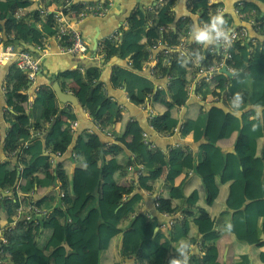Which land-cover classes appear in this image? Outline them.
<instances>
[{
  "label": "trees",
  "instance_id": "16d2710c",
  "mask_svg": "<svg viewBox=\"0 0 264 264\" xmlns=\"http://www.w3.org/2000/svg\"><path fill=\"white\" fill-rule=\"evenodd\" d=\"M30 4V0H0V32L5 34L7 43L18 41L28 48L27 44L42 42L44 37L55 33L52 15L45 20L38 19L42 21L41 26L17 20L13 9ZM192 4L194 11H201V22L216 16V9L222 5L209 4V0H193ZM247 4L248 8L258 7L254 3ZM149 18L153 20L151 26L146 25ZM229 19L227 24L232 23ZM128 20L129 27L121 30L120 42L106 43L103 47L107 56H118L131 62L130 67H117V75H113L116 76L114 85L123 86L129 100L136 105L146 102L149 95L153 96L158 113L151 116L150 124L158 133L172 134L179 125L182 135L193 133L196 142H204L200 143L195 155L183 146L163 154L145 143L142 133L147 127L141 117L126 124V135L115 137L121 144L103 141L97 146L98 131L83 130L74 137L70 124L77 120V115L72 110L66 117L59 116L64 109L57 103L50 86L36 92L26 114L23 100L31 84L23 72L10 66L6 92L4 96L0 95V111L6 106L8 114L13 116L7 119L9 126L0 144V151L9 155L5 161H0V190L15 188V177L21 180L20 191L25 193L38 190L40 195L57 182L66 192L57 203L63 213L54 209L55 197L37 198L39 204L53 208V211L48 217L38 216L40 221L36 225L22 223L12 229L6 247V264H117L113 262L115 257L124 259L126 264H172L173 261L181 264L185 254L176 255L172 250L174 244L179 247L187 244L183 251L192 247L187 264H264V248H261L264 245V38L258 43H236L232 48L236 54V73L230 84H227L225 74H217L212 82H204L196 89L201 96L200 101L189 102L188 86L193 82L189 62H186L187 68L182 65L185 69L176 76L175 67L179 64H166L165 57L160 54L155 76L173 75L167 87L159 90L144 73L143 67L150 56L146 47L159 36L158 28L176 25V28L162 34L175 44L191 27L192 18L175 22L171 2H168L155 16L139 10L132 12ZM84 72L88 85L84 92L78 89L75 94L91 117L112 131L121 114L120 103L106 95L100 82V68L88 65ZM81 77L80 72H74L72 79ZM224 81L225 85H221ZM224 94L227 97L233 95L235 101L243 106H250L240 114L231 110L224 112V138L235 137L232 151L224 150L220 130L210 124L212 112L204 110L206 102ZM182 107H186L183 121ZM45 121H51V125L49 129L42 130ZM32 131L41 133L32 137ZM24 140H32V143L22 147ZM48 149L53 152L70 149L69 157L57 161L52 177L47 173L51 169L50 154H45ZM22 156L26 162L22 163L24 168L19 178L14 172L16 166L21 165ZM74 161L85 171L84 188L80 194L74 191L75 177L69 171ZM138 164L144 166L142 173H139ZM122 166L132 171L133 180L144 189L150 188V180L164 174L166 166L165 181L171 185V193L159 198L161 205L155 209L152 218L137 214L130 219L136 213L135 205L144 197L143 192H135L136 184L125 189V198L107 203L103 212L100 201L109 198L118 186L126 187L122 185L126 178L120 171ZM130 166L133 169L130 170ZM224 189H227L225 199ZM182 198L187 207H197L191 214L193 219L176 220L168 232L162 231L163 214L178 209ZM5 200L6 197L0 199V223L15 220L18 202L5 204ZM225 209L230 214L225 228L233 239L234 253L239 255L229 263L223 261L217 244L221 234L215 225L217 216ZM60 215L63 218L62 238L55 235ZM157 227L159 229L155 233ZM117 240L119 242L114 247Z\"/></svg>",
  "mask_w": 264,
  "mask_h": 264
},
{
  "label": "built area",
  "instance_id": "2783aa9c",
  "mask_svg": "<svg viewBox=\"0 0 264 264\" xmlns=\"http://www.w3.org/2000/svg\"><path fill=\"white\" fill-rule=\"evenodd\" d=\"M30 1L32 3L36 0ZM192 1L193 0H187V6L194 9ZM168 2H171V14L173 15L175 0H159L160 8L165 6V4ZM211 3L212 0H209V4ZM248 7L249 6L247 4V1L238 2L234 7V14L237 17L238 22L233 21L231 24H227V17L230 18V16L226 15L223 6H220L216 9V16H221L225 21L223 29L228 34V41H225L223 39L217 41L215 39V33H213L214 41L211 44L207 45L206 42H199L196 39L194 27L191 25L186 34L177 43L172 44L170 42V38L166 36L163 37L162 34H165L172 28H176V25H172L170 27L164 25L160 26L158 28L159 36L153 41L151 45L146 47V50L150 56L149 61L147 65L143 67V70L147 69L149 76H155L156 66L159 61L158 56L160 54L165 57L166 64L174 65L177 63L179 65H184V67L187 68L186 62H189L190 71L193 77V82L188 86L190 95L192 94L193 86L199 87V85L204 82H212L217 74H224L221 72V69L223 67H226L230 71L236 72V69L234 68L236 63V54L232 51L234 45L239 41L241 43L249 41L258 43L264 38V11H262L259 7ZM112 8L113 3L111 1L101 0H48L47 4L43 3V5L39 6L37 10L30 13L26 11V7H15L13 9V15L17 18L18 21L27 22L29 24L35 23L38 26L42 25V21L38 19L45 20L50 15H52V27L55 30V33L50 37H44L42 39V42L29 43V45H32V47L25 48L20 46L18 44V41H16L17 44L13 42L7 43L5 41V34L0 32V66L13 60L14 62L12 65H15L21 72L26 75L30 84H34L40 79V75L42 72V59L47 54H49L52 40H55L57 42L59 53L91 58L89 51L90 43L80 29V24L88 18H104L111 12ZM153 8L154 7H151V9ZM154 10L156 11V8ZM144 11L146 14V10ZM216 16H213L209 21L202 22L200 28H203L205 25H210L213 18ZM224 16H226V18ZM152 23L153 20L149 18L146 25L151 26ZM128 27L129 20L127 18L119 25V28L115 29L111 34L102 39L99 42V45L101 43L104 47L106 43H119L121 30ZM250 51H253V48H250ZM96 57L100 59V56H97V54ZM154 57L156 60V65H149L153 61ZM211 60L213 61V63H210ZM127 66H131L130 61L128 62ZM172 75L167 77L169 81ZM0 87V95L4 96L6 92V83H2ZM158 87H160L161 89L163 86ZM121 88L124 87L122 86ZM217 89L219 90L220 87L217 86ZM151 97L152 95H149L147 100H149ZM198 98V100H200L201 96L199 95ZM234 99L235 98L233 95H229L227 97L226 94H224L223 96H215L214 98L216 102L224 101L229 103L231 107L234 106L231 105V102H228V100L232 101ZM120 108L122 109L121 106ZM7 110V107L3 108L4 112ZM152 115H155L153 111L150 113L148 123L149 127L151 129H154L150 124ZM92 121L94 122L95 129L97 131L105 133L109 137V140L107 141L109 144L116 141L111 131L104 128L94 119ZM79 126V120L71 122L70 132L74 136L76 135L77 128ZM177 131H180L179 125L174 129V132L169 135H173ZM40 133L41 131L37 132L38 135ZM37 134L35 136H38ZM142 134L145 143L153 147V144L150 141V134L148 132V129H145ZM29 144L30 140H24L22 143V147H26ZM65 153L66 152L61 151L53 152L49 151V149L45 151V154H50L49 164L53 168H55V166L57 165L58 159ZM72 155L75 156V153L72 152ZM138 168L140 170L139 173H142V169H144V166L142 164H138ZM129 169L131 170L133 169V167L130 166ZM31 195L35 196V191L25 193L19 190L18 193H15L13 191V188H5L0 192V199L6 197V200H9V202H18L16 215L14 216L15 220H13L12 222L0 223V264H6L7 262L6 247L9 245L12 229L17 228L23 224L27 225L29 223H33L36 225L40 221L37 218L38 216L40 218L48 217L53 211V208H46L43 205L39 204L37 198H31ZM60 196H64L63 191H60ZM160 205V200L159 198H157L156 206L158 207ZM174 222V220L170 219L168 224L163 223L161 224L160 228L167 229L168 226H171ZM190 249L191 250H189V248L185 250L183 261L185 259V256H187L188 261V258L192 253V247H190ZM183 261L181 262V264H183Z\"/></svg>",
  "mask_w": 264,
  "mask_h": 264
},
{
  "label": "crops",
  "instance_id": "0c3cea01",
  "mask_svg": "<svg viewBox=\"0 0 264 264\" xmlns=\"http://www.w3.org/2000/svg\"><path fill=\"white\" fill-rule=\"evenodd\" d=\"M48 0H36L32 2L28 7H26V11L29 13L32 11H35L38 9L39 6L44 4H47ZM77 1H85V0H77ZM113 3V8L111 9V12L104 18H88L85 21H83L80 24V29L82 30L84 36L90 43V54L92 53V44H93V39L94 37L99 34V42L107 37L109 34H111L115 29L119 28V25L127 19L132 12H139V10L143 11L146 10V13L148 12L150 15L155 16L156 12L159 11L160 5H159V0H108ZM240 1H247L250 3L256 4L262 11H264V2L260 0H212L211 4L214 3H222L221 6L225 9L226 15L230 16V19L232 22H238V19L236 15L234 14V7L237 5L238 2ZM151 7H154L151 9ZM156 8V11H152ZM214 10V9H212ZM173 16L175 17V22L179 21L180 19H184L186 17H190L193 20L192 26L195 27L197 25V20L199 22V28L201 27V11H194V9L189 8L187 6V0H175L174 4V14ZM198 16V17H197ZM138 17V16H137ZM140 17H138L139 19ZM229 19V17H227ZM229 19V20H230ZM196 28V27H195ZM194 28V30H195ZM14 33H12L13 35ZM214 40H212L209 44H211ZM26 47H32V45H26ZM98 54L100 56V61L96 62V64H99L100 70L103 73V70L106 67L111 68V73H110V80L113 82V78L117 75L116 69L119 66H126L127 61L124 59H121L118 56H107L104 51H103V45L100 43V45L97 48ZM107 57L111 58L109 60L108 64H101V62L104 59H107ZM82 56H77V55H72V54H62L59 53L58 48H57V42L55 40L51 41V47H50V52L47 54L45 57L42 59V73H44V76H46L49 80L52 82L58 81L64 91L71 92L75 94V90L81 89L83 92L85 91L88 81L84 76V61H82ZM108 60V59H107ZM147 65V64H145ZM144 65V66H145ZM149 65H156V60L155 57L153 58V61ZM88 66V65H87ZM97 66V65H96ZM127 67V66H126ZM185 68L182 65H177L175 67V73L176 76H180L182 71ZM10 71V69H9ZM8 71V73H9ZM74 72H80L82 74V77L79 80H73V73ZM144 73L148 75L147 69L144 70ZM9 74L6 75L4 80L0 83H6V79ZM102 75V74H101ZM152 78V76H149ZM230 77H228L227 84H230ZM43 79H40L39 81H42ZM105 90H106V95L109 96H114L110 97L111 99H116L119 101L122 109H121V114L116 120V122L113 124V130L111 131L114 137H117V135H126V130L125 126L130 120L136 121L138 118H143L145 121L146 127L148 129V132L150 134V141L153 144L154 149H158L159 152L163 154H168V152L177 146H183L187 147L194 155L198 153L199 151V146L200 143L204 141H195L194 140V135L193 133H190L188 135H182L180 131L175 132L173 135H163L155 131L154 129H151L149 127V116L150 113L153 111L154 114L158 113V109L156 108V101H154L153 96L147 100L145 103H141L139 105L133 104L130 100H128V94L126 93V90L121 87H116L115 85L113 86L116 91H113L108 88L107 84L102 82ZM168 83V82H167ZM114 84V82H113ZM225 85V81L221 83V85ZM156 85V84H155ZM221 85L219 87H221ZM33 86V85H32ZM30 87V90L25 93V97L23 100V103L26 107V114L28 115L29 110H30V105L36 98V92L39 91L41 88H46V86H49L47 84L37 87L35 90ZM161 86V85H158ZM156 85V88L158 90L160 87ZM167 87V86H166ZM1 88V87H0ZM162 88H165L164 86ZM197 86H193V91L191 94V98L189 99V102H197L200 101L198 100L199 95L196 93ZM116 94V96L114 95ZM228 102H231V105L234 107H231L229 103L220 101L216 102L213 100L212 102H206L205 103V108L204 110L209 111L211 110V126L215 127L220 130V142L222 147L224 148L225 151H232L234 149V140L235 137L229 140H225V126L223 124V118H224V112L231 110V111H236L238 114H240L242 111H245L250 108V106H243V104L238 103V101L235 99ZM59 106L63 108L64 110L59 113V116L66 117L72 110L75 112V108L71 104H64L63 106L60 105V103L57 101ZM238 107H241V109H238ZM186 107H182L181 110V121H183L184 117V112H185ZM260 110V108H258ZM86 111V110H85ZM4 115L3 109L0 111V144L4 141L9 122L8 118ZM86 115L88 116L89 120L92 121L91 115L86 111ZM13 118V116H10ZM78 119V118H77ZM79 120V119H78ZM80 121V120H79ZM92 124L95 128L94 122L92 121ZM51 125V121H45L42 124V130H47L49 129ZM82 127L79 126L77 128L76 136L81 133ZM87 131L92 132V129H87ZM99 132V131H98ZM38 135V134H37ZM109 137L105 133L99 132L97 134L96 138V145L99 146L103 141H108ZM114 141V140H113ZM31 143V142H30ZM73 147V144L70 146V149ZM69 149V150H70ZM67 151L63 156H61L58 161H62L66 159L67 157L70 156V151ZM131 152V150H128ZM131 155H133L131 153ZM9 155L6 154L3 150L0 151V161H5ZM138 161V157H137ZM26 162V158L23 157L22 163ZM20 168L15 169L16 171L14 172V175L20 176L21 174V169H23V164L19 165ZM164 174L159 176L157 179H152L148 182V185L150 188L144 189L139 186V184H136V182L133 180V173L132 171H129L127 167L122 166L121 167V172L123 175H125V179L122 180V185L126 186H118L115 189V192L117 191V195L112 192L111 196L109 198L102 199L100 201L101 208L103 212H105L106 204L109 202L116 201L118 199H122L126 197V194L124 193L125 189L127 187L132 186L134 184L137 185L135 192H143L144 197L135 205V210L136 213L132 214L130 216V219L134 218L137 214H144L148 218H152L155 214V209L157 208L156 206V199L163 197V195H166L170 192L171 185H169L165 181V176H166V166ZM70 173L74 175L75 177V186H74V191H77L79 194L83 191L84 188V180H85V171L83 169H80L78 166V162L74 161L70 164ZM148 172V171H147ZM146 172V173H147ZM49 177H52L55 173V168L51 167L47 171ZM192 173V171L190 172ZM20 178V177H19ZM20 182L21 180L17 178V181L13 184L15 187V193H18L17 190H20ZM60 183L57 182L56 185L49 186L46 188V190L38 195L37 191H35V197L36 198H42L44 196H52L55 197V202H54V209H58L60 213H63L57 205V203L60 200ZM2 190H0L1 192ZM63 192H66L62 190ZM40 193V192H39ZM68 193V192H67ZM122 194V197L120 196ZM180 196V195H179ZM223 196L225 199V196H227V189H224L223 191ZM167 198V197H165ZM196 206L194 207H187L185 199L182 198L181 205L173 211L170 214H163L162 216V221L163 223H169L170 219L176 221L179 219H193V215L191 214L195 212ZM227 211V209L224 210V212ZM220 214L216 218V230L219 231L221 234L220 238L217 241V244L222 251L223 254V261H228L232 262L233 260L237 259L239 257L238 254H235L233 251V239L229 235V233L226 231V223L229 222L230 220V214L227 212ZM162 223V224H163ZM170 226H168L169 228ZM57 230L55 231V235L59 238H62L63 235V227H59L58 221L56 224ZM168 228L164 229L161 228L162 231L168 232ZM264 237V236H263ZM64 243V242H62ZM120 247V246H119ZM252 246L249 247V250L251 251ZM261 248H264V245L261 246ZM184 247H179L176 244H174L172 250L175 252L176 255L179 254H184L185 250L183 251ZM189 250L190 247H189ZM183 251V252H182ZM118 255L122 257V255L118 252ZM122 264H126L125 260L123 259Z\"/></svg>",
  "mask_w": 264,
  "mask_h": 264
},
{
  "label": "water",
  "instance_id": "95a60500",
  "mask_svg": "<svg viewBox=\"0 0 264 264\" xmlns=\"http://www.w3.org/2000/svg\"><path fill=\"white\" fill-rule=\"evenodd\" d=\"M198 29H199V22L197 20V25H196L194 32L196 33V31ZM98 38H99V34H97L93 39L92 53L90 54L91 58H82V61H84V66H87V65H93L95 67L100 66L99 64H96V62H99L97 57H96L97 48H98V44H99ZM212 40H213V38L210 39L209 41H207L206 44L208 45ZM13 62L14 61L12 60L11 62H8V63L0 66V83L4 80V78L8 74L10 66L13 64ZM221 72L225 73L230 78L234 77V75H235V72L228 70L226 67H223L221 69ZM110 73H111V68L106 67L103 70V73L100 77V82L106 83L109 89L116 91V89L113 88V86H114L113 82L110 80ZM41 74H42L43 80L36 82V84H34L32 86V88L35 90L37 87L43 86L45 84L51 86V88H52L53 92L55 93L56 98L59 101L61 106L68 103V104H71L75 108V113L77 115V118L81 121L80 126L82 127V130L92 129L93 131H97L94 128L92 121H90L88 116L86 115L85 109L82 106L78 96L74 93L64 91L58 81L52 82L46 76H44V73H41ZM151 79L157 86L161 85V86L166 87L168 84L167 83L168 82L167 77H163V78L152 77ZM114 95L116 96V94H114ZM109 97H114V96L109 95ZM117 143H119V142H117ZM119 144H121V143H119ZM157 231H158V227L155 229V233Z\"/></svg>",
  "mask_w": 264,
  "mask_h": 264
},
{
  "label": "clouds",
  "instance_id": "9594fccd",
  "mask_svg": "<svg viewBox=\"0 0 264 264\" xmlns=\"http://www.w3.org/2000/svg\"><path fill=\"white\" fill-rule=\"evenodd\" d=\"M87 1V0H85ZM88 1H91V0H88ZM92 1H98V0H92ZM101 1H108V0H101ZM145 13V11H144ZM129 18V17H128ZM225 24V21L223 20V18L221 16H216L213 18L212 22L210 25H205L203 28H199L197 31H196V39L199 41V42H207L209 41L210 39L213 38V33H215V39L217 41H220L221 39L225 40V41H228V34L227 32L223 29V25ZM196 27V26H195ZM194 27V28H195ZM123 29H127V28H123ZM99 41V40H98ZM19 44V43H18ZM20 46H22L21 44H19ZM29 45V44H27ZM99 46V44H98ZM24 47V46H22ZM89 47H90V44H89ZM29 48V47H28ZM90 50V48H89ZM98 52V51H97ZM98 54V53H97ZM84 58V57H83ZM86 58V57H85ZM88 58V57H87ZM98 59V58H97ZM98 61H100V59H98ZM127 64H128V59H127ZM126 64V66H127ZM11 66H15V65H11ZM16 67V66H15ZM85 69H86V66H84ZM128 67V66H127ZM10 72V71H9ZM235 72V71H233ZM42 73V72H41ZM236 73V72H235ZM225 74V73H224ZM226 75V74H225ZM227 77H229L228 75H226ZM153 77H156V76H153ZM159 78V77H157ZM40 79H42V74L40 75ZM39 79V80H40ZM151 79V78H150ZM38 80V81H39ZM152 80V79H151ZM37 81V82H38ZM169 80H168V84H169ZM36 84V83H34ZM34 84H31L30 87ZM167 84V85H168ZM51 87V86H50ZM165 87V86H164ZM30 90V89H29ZM190 98H191V95H190ZM59 102V101H58ZM205 105V104H204ZM121 106V105H120ZM6 107V106H5ZM4 108V107H3ZM8 109V108H7ZM87 111V110H86ZM85 111V112H86ZM88 112V111H87ZM89 113V112H88ZM90 114V113H89ZM78 120V119H77ZM131 121V120H130ZM80 125H81V121H80ZM38 131H32V137H34L36 134H37ZM76 137V135L74 136ZM30 142L32 143V140H30ZM30 143V144H31ZM29 144V145H30ZM19 191V190H17ZM62 191V190H60ZM61 197V196H60ZM159 229V228H158ZM187 245V244H186ZM184 246V247H187V246ZM172 264H180L179 261H173ZM183 264H187V256H185V259L183 261Z\"/></svg>",
  "mask_w": 264,
  "mask_h": 264
},
{
  "label": "rangeland",
  "instance_id": "374dc122",
  "mask_svg": "<svg viewBox=\"0 0 264 264\" xmlns=\"http://www.w3.org/2000/svg\"><path fill=\"white\" fill-rule=\"evenodd\" d=\"M108 59V60H107ZM107 59H104L103 58V61L101 62V64H108L109 63V60L111 59V58H109V57H107ZM5 112H6V114H5ZM4 112V115L3 116H6L7 118H9V119H11V117H10V114H8V112L7 111H5ZM23 157V156H22ZM21 164H22V160H21ZM25 164V163H24ZM24 164H23V168H24ZM18 166V168H20L19 167V165H17ZM17 166H16V168H17ZM15 168V169H16ZM16 171V170H15ZM17 181V178H15L14 177V183ZM13 191L15 192L16 190H15V188H13ZM113 193H115V195H117V191L115 192V190L113 191ZM6 203H9V200H5V204ZM57 221H58V224H59V227H62V225H63V218H62V216L60 215L59 217H57ZM118 242H119V240H117L115 243H114V247H116L117 246V244H118ZM118 248H119V246H118ZM119 252H120V250H119ZM106 255L107 254H105V258H106ZM120 256V255H119ZM121 258L119 259L118 257H115V259H114V263H117V264H121ZM106 264H108V263H106Z\"/></svg>",
  "mask_w": 264,
  "mask_h": 264
}]
</instances>
